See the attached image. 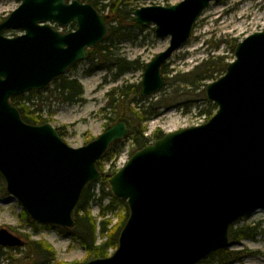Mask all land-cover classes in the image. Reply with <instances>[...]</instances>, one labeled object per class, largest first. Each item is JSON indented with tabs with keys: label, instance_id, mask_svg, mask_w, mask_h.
I'll use <instances>...</instances> for the list:
<instances>
[{
	"label": "water",
	"instance_id": "obj_1",
	"mask_svg": "<svg viewBox=\"0 0 264 264\" xmlns=\"http://www.w3.org/2000/svg\"><path fill=\"white\" fill-rule=\"evenodd\" d=\"M184 0L173 6L134 11V22L153 24L169 47L146 65L143 98L165 87L162 67L194 34L213 2ZM110 17L82 0H22L0 22V176L7 193L41 224L76 225L74 211L97 163L116 143L129 138L127 118L96 139L72 148L51 124L26 123L13 97L40 91L85 61L107 37ZM53 24L76 29L63 33ZM10 31H21L8 37ZM223 76L205 96L217 107L206 123L165 134L136 151L109 180L129 217L118 248L106 258L79 264H202L233 247L232 227L264 209V30L236 45ZM25 242L0 230L1 247Z\"/></svg>",
	"mask_w": 264,
	"mask_h": 264
},
{
	"label": "rangeland",
	"instance_id": "obj_2",
	"mask_svg": "<svg viewBox=\"0 0 264 264\" xmlns=\"http://www.w3.org/2000/svg\"><path fill=\"white\" fill-rule=\"evenodd\" d=\"M183 1L131 0L127 1L126 5L128 10L132 11L130 13L131 18H134L133 13L137 9L149 6H173ZM109 4L110 0H104L101 3L103 9L101 13L104 15H109L111 12ZM19 5L20 3L16 0H0V22L16 10ZM54 26L59 27L58 25ZM123 29H125L123 31L128 39L116 41L112 51L120 54L127 61H139L140 69L115 79L113 76L115 70L108 71L105 68H99V66L93 68V60L88 59L70 69L66 74V77L77 79L84 87V102L70 105L53 100L43 105V114L50 121L49 124L56 129H62L64 133L62 138L72 148L85 146L103 133L108 122L103 108L108 103L109 93L124 85H140L145 71V68L142 67L170 45L169 37L160 38L157 36L153 24L139 28L125 22ZM60 30L71 32L73 29L70 26L66 29L60 28ZM263 30L264 0H220L211 3L196 24L192 37L163 66L162 74L166 83L168 82L166 77L172 79L180 74L188 73L204 60H207L210 55L224 56L227 63L232 62L235 57L229 44L234 41H238V44L246 37ZM20 34L22 32L12 31L7 36L15 37ZM225 41L227 43H223ZM94 62L96 63L97 60ZM164 72L167 73L164 74ZM219 76L220 73H216L214 79L205 81L198 89H192L184 82L174 81V84H166L157 94L146 97L148 103L142 102L143 104L148 106L149 103H154L157 106L160 101L175 95V90H178L182 95L178 94L180 97L175 101H168L165 103L166 106L161 105L157 110V117L143 124L145 136L150 138L157 131L167 134L207 122L209 115L203 111L204 109L208 110L211 103L206 100L205 88L209 83L219 79L221 77ZM53 87L54 84L51 85V88ZM132 139L130 137L121 143L122 152L109 163H104L105 170L114 164L116 170H119L129 161L136 151ZM1 182L5 185L3 179ZM103 188L102 184L97 183L95 185L96 199L91 203V213L98 219V222L103 219L101 207L97 201L103 193ZM110 203L111 197L107 196L103 205L106 206ZM23 211V207L17 200L8 193H2V185L0 184V230H8L25 243L28 236L33 241L49 244L54 249L57 260L61 263L79 264L88 260L86 250L79 240H75L55 226L45 227L38 223L36 229L22 217ZM124 214V205L119 204L115 210L107 213L105 219H110V227L113 229ZM239 226H259L262 234L255 239L243 240L239 245L231 248V250L247 252L246 257L232 264H264V209L239 221L237 227ZM105 240L106 238L99 236L98 243L100 244ZM19 248H21L20 252L25 251V246ZM10 250L9 247L4 248L5 252L20 256V252L17 250ZM112 253L114 251H111ZM1 260L0 264H7L4 258ZM210 264H219V260L211 259Z\"/></svg>",
	"mask_w": 264,
	"mask_h": 264
},
{
	"label": "trees",
	"instance_id": "obj_3",
	"mask_svg": "<svg viewBox=\"0 0 264 264\" xmlns=\"http://www.w3.org/2000/svg\"><path fill=\"white\" fill-rule=\"evenodd\" d=\"M21 3L22 0H16ZM71 1V0H68ZM85 3H92L93 6L101 13V3L104 0H82ZM127 1L131 0H110L108 5L111 9L109 14V33L106 39L96 46L90 60H93V68H105L108 71H114L113 76L115 79H119L126 73H130L134 70L141 68L139 61H127L120 54L112 51L115 47V42L121 39L127 40L123 30V24L127 22L129 25L141 28L131 18L128 10ZM117 25H114V24ZM74 28V25H72ZM238 41L230 43L233 52ZM223 43H227L226 41ZM219 47V46H218ZM97 60L95 63L94 61ZM99 61V62H98ZM229 63L226 62L224 56L215 57L210 55L207 60H204L200 65L195 67L188 73H183L172 79H167L168 85L175 82H184L188 87L192 89H198L202 83L207 80L214 79L216 73H220V76L225 74ZM144 65L142 68H145ZM167 72H164L166 74ZM169 74V72H168ZM219 76V77H220ZM218 77V78H219ZM54 87L51 88V85ZM51 85H48L42 91H31L27 94H22L11 99L12 104L19 110L22 119L31 125H43L50 121L46 119L43 114V105L58 100L61 103H67L70 105L80 104L84 102L83 96L85 94L84 87L77 79H69L66 76L56 78ZM175 90V95L168 97L160 103L154 104L148 103L147 98L141 96V84L140 85H124L117 87L109 93V99L106 106L103 108V112H106V119L108 120L107 126L114 124L118 119L125 117L130 122V137H132L133 145L136 151L143 149L152 142L161 139L165 134L162 131H157L150 138L145 136V128L143 124L157 117L158 108L161 105H165L168 101H175L179 98L181 93ZM180 96H179V95ZM142 102H145L144 104ZM206 102V101H205ZM217 108L213 104H209V109H204L203 113L209 115L208 120L214 115ZM59 135L63 137L64 133L62 129H57ZM129 137V138H130ZM153 139V140H151ZM121 143L114 144L103 156V158L97 163L98 170L101 173V180L99 184L103 185V193L98 197L97 201L101 207L102 221L98 222L91 213V203L96 199L94 193V187L97 183H90L84 190V193L75 209L74 218L76 225L72 229L60 228L67 235L71 236L75 240H79L87 253V259L93 258H106L111 255V251H115L118 247L120 233L129 217V209L124 201H117L113 198L109 191V180L118 171L115 168V164L108 170H105L104 163H109L114 158L120 155L122 152ZM135 151V152H136ZM134 154V153H133ZM2 193L6 192L5 185L1 182ZM108 190V191H107ZM107 196L111 197V203L104 206L103 202ZM123 204L125 208V214L121 217L120 222L113 229L110 227V219H105L109 211H113L118 205ZM22 217L31 223L36 229L38 223L29 219V216L25 211L22 212ZM45 227H53L51 225H43ZM59 228V227H57ZM262 234L259 226H239L232 227L230 232V240L233 245L237 246L243 240L255 239L258 235ZM99 236L106 238L105 241L98 243ZM21 251V248H11L10 251ZM25 251L20 252V256L13 255L4 251L3 247H0V263L1 259H5L7 264H65L57 260L54 249L47 243L33 241L27 236L25 243ZM247 256V252L244 250H231L222 249L214 254L209 260L203 264H210L211 259H218L219 264H232L233 262L240 261Z\"/></svg>",
	"mask_w": 264,
	"mask_h": 264
}]
</instances>
